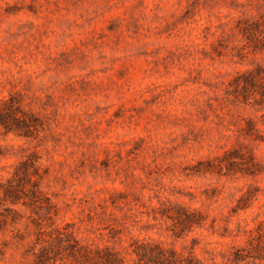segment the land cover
<instances>
[{
    "label": "rangeland",
    "instance_id": "1",
    "mask_svg": "<svg viewBox=\"0 0 264 264\" xmlns=\"http://www.w3.org/2000/svg\"><path fill=\"white\" fill-rule=\"evenodd\" d=\"M66 225L128 264L263 242L264 0H0V264Z\"/></svg>",
    "mask_w": 264,
    "mask_h": 264
},
{
    "label": "trees",
    "instance_id": "2",
    "mask_svg": "<svg viewBox=\"0 0 264 264\" xmlns=\"http://www.w3.org/2000/svg\"><path fill=\"white\" fill-rule=\"evenodd\" d=\"M71 229L70 225H66L63 231L39 230L34 242L25 252L24 258L31 257L27 264L129 263L113 248L107 246L96 248L83 244ZM130 254L135 256L130 264H264V240L255 246L249 242L248 247L232 248L229 255L220 254V262H217L215 255H210L208 260H202L193 252L183 255L174 250H165L155 244H141L132 248Z\"/></svg>",
    "mask_w": 264,
    "mask_h": 264
}]
</instances>
